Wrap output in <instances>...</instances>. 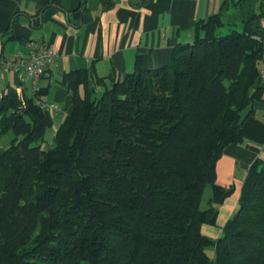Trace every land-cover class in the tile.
<instances>
[{
    "label": "trees",
    "instance_id": "trees-1",
    "mask_svg": "<svg viewBox=\"0 0 264 264\" xmlns=\"http://www.w3.org/2000/svg\"><path fill=\"white\" fill-rule=\"evenodd\" d=\"M263 20L264 0H223L167 65L137 56L129 73L63 74L73 109L47 150L45 90L3 92L0 143L13 137L0 148V264H264V158L221 235L201 233L230 193L216 163L261 96Z\"/></svg>",
    "mask_w": 264,
    "mask_h": 264
},
{
    "label": "crops",
    "instance_id": "crops-1",
    "mask_svg": "<svg viewBox=\"0 0 264 264\" xmlns=\"http://www.w3.org/2000/svg\"><path fill=\"white\" fill-rule=\"evenodd\" d=\"M107 1L110 6H106ZM223 0H0V56L27 53L26 43L41 40L52 47L54 62L38 83L45 90L55 132L73 109L72 93L61 83L63 74L93 70V79L132 72L137 56L155 69L171 61L173 48L192 43L197 21L215 14ZM82 6V9H78ZM264 28V20L262 21ZM2 93L14 88L21 97H34L29 82L20 85L13 73H0ZM260 99L242 114L240 141L227 145L215 167V183L229 189L217 211L216 224L202 225L212 239L221 235L225 222L238 206L251 165L264 158V76ZM83 95V88H78ZM100 94V92H98ZM212 198V185H207ZM204 189V190H205ZM203 209V210H204ZM218 224V227H217ZM216 227V229H214Z\"/></svg>",
    "mask_w": 264,
    "mask_h": 264
},
{
    "label": "built area",
    "instance_id": "built-area-1",
    "mask_svg": "<svg viewBox=\"0 0 264 264\" xmlns=\"http://www.w3.org/2000/svg\"><path fill=\"white\" fill-rule=\"evenodd\" d=\"M27 53H18L13 57L0 56V73H13L20 81V85L29 82L35 96L39 91L38 83L44 76L49 64L54 62L55 53L51 46L41 40H30L26 43ZM259 74L264 76V54L259 66ZM21 90L17 95L22 99ZM37 104L44 110L55 111L57 106L49 103L46 97L36 99Z\"/></svg>",
    "mask_w": 264,
    "mask_h": 264
},
{
    "label": "rangeland",
    "instance_id": "rangeland-1",
    "mask_svg": "<svg viewBox=\"0 0 264 264\" xmlns=\"http://www.w3.org/2000/svg\"><path fill=\"white\" fill-rule=\"evenodd\" d=\"M1 93H2V86L0 85V98H1ZM55 135V130L54 128H48L46 130L45 136H44V142L42 143V149L47 150L48 148H50L53 145V137ZM13 134L11 132H9L8 134H6L4 136V138L2 139L1 143H0V148H5L8 146V144L10 143V140L12 139ZM211 194L209 192V189L206 188L202 194V198L200 201V208L204 209V207L206 206V204L208 203V199L210 198ZM218 227V224H217ZM210 228H213L210 226ZM214 229H216V227H214ZM208 256L213 257V250L208 249L207 250Z\"/></svg>",
    "mask_w": 264,
    "mask_h": 264
}]
</instances>
